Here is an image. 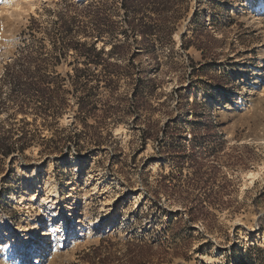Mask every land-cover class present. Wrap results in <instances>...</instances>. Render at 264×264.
<instances>
[{
	"label": "rangeland",
	"instance_id": "1",
	"mask_svg": "<svg viewBox=\"0 0 264 264\" xmlns=\"http://www.w3.org/2000/svg\"><path fill=\"white\" fill-rule=\"evenodd\" d=\"M90 1L0 0V78L25 45L32 19L46 25L54 12H83L73 5ZM263 5L176 0L179 18L165 50L133 53L141 50L139 40L133 51L111 57L121 82L100 89L103 101L87 120L97 126L111 113L117 121L103 131L101 149L46 156L37 145L0 167V235L21 245L26 264H90L84 253L101 245L108 264H128L131 257L137 264H264ZM45 45L51 48V40ZM70 53L55 67L65 78L85 68ZM139 68L151 79L138 105L125 74ZM67 79L69 106L58 127L76 121L81 129L78 93ZM8 91L1 90L4 98ZM26 117L33 122L32 114ZM43 135L51 132L45 128ZM33 180L28 200L18 202ZM51 188L60 205L75 195L73 211L82 212L86 225L100 220L103 226L71 227L74 212L67 209L61 221H46L42 250L28 256L34 235L21 226L31 229L28 215L44 216L41 199ZM5 253L0 244V264H14Z\"/></svg>",
	"mask_w": 264,
	"mask_h": 264
},
{
	"label": "trees",
	"instance_id": "2",
	"mask_svg": "<svg viewBox=\"0 0 264 264\" xmlns=\"http://www.w3.org/2000/svg\"><path fill=\"white\" fill-rule=\"evenodd\" d=\"M175 2L91 0L89 5H73L75 9H84L83 12H54L55 18L46 25L32 19L23 33L27 37L25 45L16 59L8 63L0 78V112H8L5 118L0 117V167L12 166L17 156L37 145L42 148L40 153L46 156L72 150L83 154L93 148L101 149L107 142L103 131L117 121L110 116L111 113L105 114L97 126L89 125L87 120L98 110L97 103L103 101L97 96L100 89L114 88L121 82V69L111 57L122 56V49L131 50V45L139 40L141 50L135 52L132 49L133 53H150L157 47L165 50L172 43L171 37L179 18L174 15ZM47 39L52 42L51 48L45 45ZM98 41L109 42L110 50L99 47ZM71 50L75 51L77 63L85 67H75V74L67 75L78 93L76 119H81V129L76 121L73 128L58 127V119L69 106L67 95L71 91L65 88L68 79L62 77L55 67L63 58L72 55ZM92 65L101 67V70H90ZM145 74L147 72L140 68L125 74L128 84L136 86L133 95L138 105L151 79L150 74L144 77ZM139 83H142L140 87ZM4 86L9 89L5 98L1 94ZM10 110L13 111L10 113ZM18 113L25 116L18 118ZM27 114L33 115V122L27 120ZM38 119L41 124H37ZM45 128L51 132L49 137L43 135ZM102 248V245L93 247L84 253V257L90 258V264H108L110 255H102ZM137 256L139 258L141 254ZM135 258L137 260V257H131L128 264H133L135 261L131 260Z\"/></svg>",
	"mask_w": 264,
	"mask_h": 264
},
{
	"label": "bare ground",
	"instance_id": "3",
	"mask_svg": "<svg viewBox=\"0 0 264 264\" xmlns=\"http://www.w3.org/2000/svg\"><path fill=\"white\" fill-rule=\"evenodd\" d=\"M262 11H264V5L262 7ZM257 83V81H255L253 83V85H255ZM253 175V174H251ZM37 180H33L30 184H28L25 189L21 190L18 194V197H16V200L19 202H22L24 200H28L29 196H28V189H30L32 186L35 185ZM52 188L49 189V192H47L45 197H42L41 199V207L43 208V212H44V216H38L40 215V213H38L36 216H34V218H31L29 215L27 216L29 221H31V229L26 228L25 226H21L22 230L25 229L26 232H33L34 235V240L31 241L30 243H32V247H35L34 249L30 248L28 249L26 252L29 255L35 254L34 251L40 252L44 246V238L46 237V233L44 231V225L46 224V221H57V219L59 218L61 221L62 219V215L60 214L63 211H66L68 209V213L70 212H74L73 213V221L71 222L72 224H70L71 227H79V228H84V227H101L103 226V222L100 220L97 221H92L89 222V224H85V222L81 219L82 216V212L80 210H75L72 208L73 204H74V200H75V195L72 194L71 198L69 199V201L67 202V200L65 202H63V205L59 204V199L60 197L58 196V194H54V192H52ZM12 201H14L13 199H11ZM56 206V207H55ZM41 208V209H42ZM41 212V210H40ZM60 214V215H59ZM27 223V222H26ZM115 221L113 219L110 220V222L108 223V225H112L114 224ZM28 224V223H27ZM105 224V223H104ZM60 226V225H57ZM33 237V236H32ZM15 241L16 240H12L10 238H6L5 236H1L0 235V244L4 245V247H6V253L5 255L7 256V258L9 259H14L15 263L14 264H26V258L27 256L25 254H21V245L16 244L15 245ZM18 243V242H17ZM59 245H61L59 243Z\"/></svg>",
	"mask_w": 264,
	"mask_h": 264
}]
</instances>
